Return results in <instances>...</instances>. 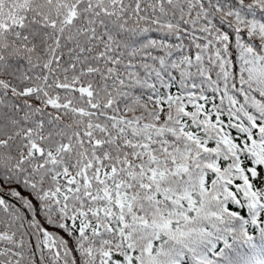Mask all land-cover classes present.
<instances>
[{
    "label": "snow or ice",
    "instance_id": "6c2138e0",
    "mask_svg": "<svg viewBox=\"0 0 264 264\" xmlns=\"http://www.w3.org/2000/svg\"><path fill=\"white\" fill-rule=\"evenodd\" d=\"M0 264H264V0H0Z\"/></svg>",
    "mask_w": 264,
    "mask_h": 264
},
{
    "label": "trees",
    "instance_id": "16d2710c",
    "mask_svg": "<svg viewBox=\"0 0 264 264\" xmlns=\"http://www.w3.org/2000/svg\"><path fill=\"white\" fill-rule=\"evenodd\" d=\"M240 254H241V252H243V249H239V250H237ZM232 253V252H231Z\"/></svg>",
    "mask_w": 264,
    "mask_h": 264
}]
</instances>
